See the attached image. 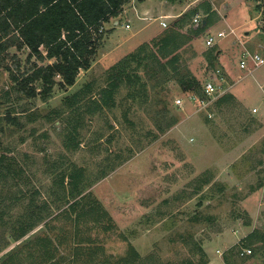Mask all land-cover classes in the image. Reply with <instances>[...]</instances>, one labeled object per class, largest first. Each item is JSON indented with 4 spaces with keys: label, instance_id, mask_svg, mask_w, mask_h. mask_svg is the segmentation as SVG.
<instances>
[{
    "label": "rangeland",
    "instance_id": "obj_1",
    "mask_svg": "<svg viewBox=\"0 0 264 264\" xmlns=\"http://www.w3.org/2000/svg\"><path fill=\"white\" fill-rule=\"evenodd\" d=\"M137 1L124 7L130 29L116 28L125 43H111L107 39L113 30H104L108 35L91 69L81 71L70 89L56 85L44 101L40 95L29 99L14 87L6 67H0V153L19 164L22 179L13 191L23 192L22 201L4 209L6 219L13 223L29 214L32 200L33 206L44 207L41 214L49 226L41 222L16 242L12 223H6L3 234L9 245L0 253V264L24 239L37 249L33 240L47 232L70 236V245L74 226L61 211L74 199L71 173L78 174V188L92 192L110 219L105 217L111 227L104 231L88 217L86 233L94 239L92 247L100 248L96 260L103 257L113 264L133 248L141 264H264V253L254 254L253 246L246 245L251 233L264 235V90L257 84L264 86V69L255 74L257 82L253 77L238 81L243 74L237 69L242 50L264 56V0H238V6L235 0H164L154 16L170 13L168 26L183 10L198 7L197 15L207 16L206 32L192 44L193 53H184V64L201 83L217 68L229 73L236 103L219 110L214 100H191L173 82L159 85L142 72L144 88L135 92L123 83L113 93V103L103 101L108 70L164 30L161 19L138 21L131 11ZM204 2H210L208 14L201 7ZM167 5H173L170 12ZM232 29L234 35L229 34ZM218 32L226 36L207 47L205 35L217 37ZM211 49L218 51L214 68L205 55ZM28 52L9 49L7 68L20 76L40 63L35 57L28 60ZM62 174L63 184L55 180ZM243 248L252 254L238 258ZM25 253L21 263L39 262L41 252Z\"/></svg>",
    "mask_w": 264,
    "mask_h": 264
},
{
    "label": "trees",
    "instance_id": "obj_2",
    "mask_svg": "<svg viewBox=\"0 0 264 264\" xmlns=\"http://www.w3.org/2000/svg\"><path fill=\"white\" fill-rule=\"evenodd\" d=\"M166 1L175 4L189 0ZM128 2L129 0H0V67H6L14 87L29 99H35L40 95L44 101L51 95L56 85L61 88L74 86L80 70H88L95 60L97 48L103 38L102 24L118 17ZM201 7L206 14L211 11L210 2H204ZM198 9L197 7L182 13L160 34L141 44L112 66L107 74L108 85L101 90L103 101L106 104L113 103V93L123 83H126L128 88H133L135 92L138 88H144L145 84L139 75L141 72L159 85L173 82L183 94L192 95L197 101L209 100L203 93L202 83L184 64L187 61L184 53H193L192 44L205 34L209 25V20L205 16L197 27L193 24L189 26L193 16L199 12ZM11 48L18 51L27 49L29 51L27 59L35 57V61L41 64L34 62L31 68L20 76L12 73L5 64L7 51ZM205 55L208 66L214 68L218 51L211 49ZM50 60L51 63L46 62ZM36 85L39 86V91ZM134 91H129L128 95L133 97ZM235 103V97L228 92L214 100V107L219 110L235 106ZM173 124L174 122L171 126ZM56 177L59 179L55 180L61 184L66 178L64 174ZM21 179L22 170L19 164L1 152L0 225H3L4 229L0 227V253L9 245L3 234L6 231V223H12L6 219L8 214L4 209H8L13 201H20L23 198L21 190L13 191ZM70 179V193L74 199L66 211L60 212L74 226L70 245H68L70 236L62 233L51 236L47 232L33 240L37 241L34 243L39 246L37 249L31 247V241L26 242L24 239V245L16 252L3 255L1 264H23L20 255L24 252L27 254V249L34 254L41 252L37 254L39 262L34 259L29 261L33 264H90V259L99 264H107L103 257L96 260L100 248L92 247L94 239L87 235L89 227L86 223L90 217L92 219L90 222L101 225L102 229L107 231L111 226L103 221L106 216V220L110 221L108 213L92 192L83 193L84 188H78V174L71 173ZM202 182L207 183V180L204 179ZM29 203L27 206L29 214L19 216L13 221L12 228L10 227L13 229L16 242L22 240L41 222L44 224L43 227L49 228L41 214L44 207L33 206L32 200ZM258 241H261V246L256 244ZM246 245L253 246L254 254L264 253V235L258 231L251 233ZM59 248L63 254L59 252ZM238 252L237 257L241 258ZM141 259L131 248L128 255L119 258L113 264L137 262L141 264ZM227 263L230 264L228 260Z\"/></svg>",
    "mask_w": 264,
    "mask_h": 264
},
{
    "label": "built area",
    "instance_id": "obj_3",
    "mask_svg": "<svg viewBox=\"0 0 264 264\" xmlns=\"http://www.w3.org/2000/svg\"><path fill=\"white\" fill-rule=\"evenodd\" d=\"M201 21L202 18H200L199 15H195V17L192 19V23L195 27H197ZM159 25L162 28H166L168 26L167 22L164 19H161L159 21ZM125 28L129 29L130 25L125 24ZM234 33H235L234 30H230L229 32L230 35H234ZM263 33H264V28H263ZM225 36L226 34L223 32H218L217 37L211 35H205V45L211 48L217 43L216 38H224ZM237 69L243 74L238 81H241L247 77H253L255 79V74L264 69V56H262L257 52H249L248 50H242L237 60ZM227 75H229V73L227 72L225 73L223 70L217 68L215 70V73L211 75L209 79H207L205 82L202 83L203 93L207 97H209V100H200L199 102L202 104H205L207 102L209 103L217 99L218 97L228 93L230 88L235 85V82L233 84H229ZM257 84L261 89L264 90V86L262 85V83L260 84L259 82H257ZM189 97L191 100H197V98L192 95ZM177 103L180 104L181 101L178 99ZM216 253H217L216 254L217 257L222 261L221 257L223 253L220 254L221 252L219 250H217ZM251 254H252L251 249L243 248L238 253V256L244 258L250 256Z\"/></svg>",
    "mask_w": 264,
    "mask_h": 264
},
{
    "label": "crops",
    "instance_id": "obj_4",
    "mask_svg": "<svg viewBox=\"0 0 264 264\" xmlns=\"http://www.w3.org/2000/svg\"><path fill=\"white\" fill-rule=\"evenodd\" d=\"M130 1H132V2H130ZM232 1L234 2V0H232ZM237 1L238 0H235L234 3L238 6V2ZM163 2H164V0H142V1H137V5L136 6L133 5L132 6L133 9H131V11H133L136 14V17H137L138 21L141 24H143V22H141L142 20H145L146 21V19H149V18H151L152 20H156V19H159V18L160 19H164V20L165 19H169L170 17H169L168 14H170V13H167V12L166 13H162V15H158L157 16L158 18H154V16L157 14V12H159L160 8L162 7L161 5H162ZM133 3H134L133 0H129V2L127 3V5L129 6V5H132ZM224 5L226 6V4H224ZM124 7H123V12L118 17L112 18L108 22H104L102 24L101 31L103 32V38L100 41L97 50L99 49L102 41L105 40V38H106L105 36L108 35V33H107L104 36V30H107V32L110 31V30H113V31H111L109 33L110 35H109V37L107 39V40H111V43L113 42V44H120V45L125 43V42L122 43V40L119 39V37L117 36V30H116V28L117 29H120V30L126 29L125 28V24H129L130 25V23H131V21L128 19V17H126V15L124 14V12H126L125 9H124ZM165 7L166 8L169 7L168 11L170 12V10L173 8V5H171V6H168L167 5ZM239 7L241 9H243L241 7V5H239ZM165 10H167V9H165ZM185 11L186 10H183L180 14L177 15V17L180 16ZM125 17H126V19H124ZM224 18H226V15H224ZM122 19H123V21H122ZM129 21H130V23H129ZM109 25H110V27H109ZM246 34H247V32H246ZM231 44H234V41H232ZM50 61H52V60H50ZM90 69H91V67L88 70H86V71L80 70V72L83 71V72H86L87 73ZM80 72H79V74H80ZM72 87H68V88L70 89Z\"/></svg>",
    "mask_w": 264,
    "mask_h": 264
}]
</instances>
